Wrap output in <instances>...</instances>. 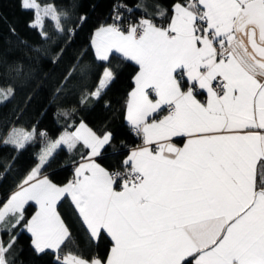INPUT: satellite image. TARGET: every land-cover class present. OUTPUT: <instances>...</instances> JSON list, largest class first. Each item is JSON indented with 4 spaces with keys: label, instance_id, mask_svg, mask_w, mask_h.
Masks as SVG:
<instances>
[{
    "label": "snow or ice",
    "instance_id": "obj_1",
    "mask_svg": "<svg viewBox=\"0 0 264 264\" xmlns=\"http://www.w3.org/2000/svg\"><path fill=\"white\" fill-rule=\"evenodd\" d=\"M4 2L0 20L6 19ZM15 2L32 13L26 27L39 42L30 44L9 24L23 53L0 58V71L23 89L60 67L88 13L85 0H61L62 7L55 0ZM90 46L91 62L73 57L71 70L60 73L50 106L78 81L76 104L57 115L74 119L78 110L94 107L120 76L110 57L119 53L138 66L125 107L142 144L127 154L122 170L112 171L98 162L112 133L98 135L81 119L52 139L38 124L18 126L17 117L0 132V148L15 153L0 158V183L18 171L19 156L37 139L40 148L0 199V264H16L21 233L30 235L34 255L55 264H264V0H152L150 6L113 0ZM98 62L103 71L90 87ZM0 92L7 101L17 88ZM61 152L79 153L80 160H72V178L57 183L48 169ZM65 200L90 242L110 241L105 256L62 254L73 239L58 211Z\"/></svg>",
    "mask_w": 264,
    "mask_h": 264
},
{
    "label": "trees",
    "instance_id": "obj_2",
    "mask_svg": "<svg viewBox=\"0 0 264 264\" xmlns=\"http://www.w3.org/2000/svg\"><path fill=\"white\" fill-rule=\"evenodd\" d=\"M44 6L52 3L53 0H38ZM119 3L132 6L140 3L141 0H117ZM57 7H62L61 0H55ZM146 5H151L152 0H143ZM113 0H85L88 20L82 27L78 28L75 34L74 42L68 48L65 59L57 70L52 73L47 81L41 82L37 79L28 87L21 89L20 81L6 73L0 71V89L6 90L9 86L17 88L16 95L10 100L4 101L6 92H0V132L13 126V121L19 117L18 126L31 129L33 125L38 124V131H47L52 139H55L64 130L66 125L73 122L78 123L81 119L98 135L110 132L113 135L111 143L102 150V156L98 162L109 170L121 168V162L126 154L140 143V138L131 133V127L125 121L126 102L128 95L133 87V78L138 71V66L134 62L122 61L121 55L113 53L111 57V66H118L121 69L120 76L110 88L103 94V98L94 107L78 110L74 119H65L62 115L58 116L60 109L70 110L76 104L79 96L78 81H72V85L77 88L68 93L66 98L55 102L52 106L51 93L53 88L60 82V73L71 70L70 60L73 57H80L83 54V62L88 63L94 57V51L90 46V36L96 27L104 23L109 15ZM139 15V13H137ZM3 20H0V58L11 61L20 57L23 50L19 48L15 37L9 36V24L14 25L19 36L25 38L30 44L36 45L39 37L36 32L26 27L27 22L31 19V12L21 11L15 0H5L2 7ZM110 22V21H109ZM165 21L157 20V23ZM70 27V24H66ZM46 29L51 33L53 24L45 21ZM47 68V66H45ZM94 75L89 83L91 87L96 83V72L103 71V63L93 65ZM37 89H39L37 91ZM35 92L31 102H28V95ZM59 105V108L56 107ZM22 113V115H21ZM72 130V129H69ZM40 148L39 139L35 147H29L23 155L19 156L16 163V170L13 175L3 183H0V199L7 197L12 188L14 181L19 175L29 167L30 155L38 152ZM15 155L9 148H0V158L11 157ZM79 160L80 154L71 156L67 152H61L52 162L48 173L53 175L57 183L66 182L72 178V160ZM35 211V206L27 208V214L30 216ZM58 211L65 220L67 227L72 235V241L63 247V253L71 252L85 259L93 256H105L110 247V241L107 238L101 239L98 243L90 242L86 232L82 229L81 224L74 215L73 208L68 200L58 204ZM8 237L4 240L7 242ZM30 236L27 233H21L14 250L16 264H55L50 256H36L29 247Z\"/></svg>",
    "mask_w": 264,
    "mask_h": 264
},
{
    "label": "crops",
    "instance_id": "obj_3",
    "mask_svg": "<svg viewBox=\"0 0 264 264\" xmlns=\"http://www.w3.org/2000/svg\"><path fill=\"white\" fill-rule=\"evenodd\" d=\"M92 49H93V48H92ZM93 51H94V49H93ZM111 54H113V53H111ZM111 54H110V55H111ZM117 54H119V53H117ZM119 55H120V54H119ZM134 87H135V83H134V79H133V87H132L131 91L134 89ZM131 91H130V92H131ZM197 98H198L199 100H201V101H204V100L206 99V96H205V94L198 92V93H197ZM128 99H129V95H128ZM164 115H166V113H164V111H163V112H160V113H159V118H162ZM125 121H126V123L131 127V125L129 124V122H128L127 119H126V111H125ZM140 139H141V138H140ZM176 143H177L178 146H182V140L177 139V140H176ZM141 144H142V139L140 140V143H139L137 146H139V145H141ZM137 146H136V147H137ZM136 147H134V148H136ZM132 149H133V148H132ZM132 149H131V150H132ZM102 150H103V149H102ZM102 150H101V151H102ZM131 150H130V151H131ZM130 151H129V152H130ZM126 156H127V154L125 155L124 159L126 158ZM124 159H123V160H124ZM79 160H80V159H79ZM79 160H78V161H79ZM101 166H102V165H101ZM72 171H73V169H72ZM34 206H35V205H34ZM28 235H29V234H28ZM29 236H30V235H29Z\"/></svg>",
    "mask_w": 264,
    "mask_h": 264
},
{
    "label": "built area",
    "instance_id": "obj_4",
    "mask_svg": "<svg viewBox=\"0 0 264 264\" xmlns=\"http://www.w3.org/2000/svg\"><path fill=\"white\" fill-rule=\"evenodd\" d=\"M164 113L167 114V109H166V108H165V110H164ZM131 133L135 135V133H134L132 130H131ZM135 136H136V135H135ZM138 138H140V137H138ZM116 170H122V168H115V169L112 170V171H116Z\"/></svg>",
    "mask_w": 264,
    "mask_h": 264
}]
</instances>
